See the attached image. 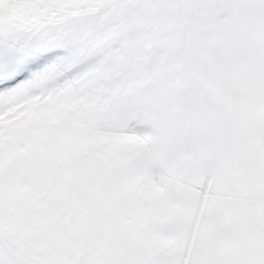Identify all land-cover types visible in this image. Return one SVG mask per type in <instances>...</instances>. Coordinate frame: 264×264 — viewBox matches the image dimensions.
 I'll return each instance as SVG.
<instances>
[{"label": "snow or ice", "instance_id": "6c2138e0", "mask_svg": "<svg viewBox=\"0 0 264 264\" xmlns=\"http://www.w3.org/2000/svg\"><path fill=\"white\" fill-rule=\"evenodd\" d=\"M0 264H264V0H0Z\"/></svg>", "mask_w": 264, "mask_h": 264}]
</instances>
